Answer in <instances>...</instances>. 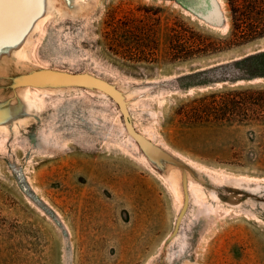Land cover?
<instances>
[{
    "label": "rangeland",
    "instance_id": "1",
    "mask_svg": "<svg viewBox=\"0 0 264 264\" xmlns=\"http://www.w3.org/2000/svg\"><path fill=\"white\" fill-rule=\"evenodd\" d=\"M42 2L0 15V264H264V36L232 40L240 12L264 29V0ZM45 68L114 89L193 170L143 154L107 91Z\"/></svg>",
    "mask_w": 264,
    "mask_h": 264
},
{
    "label": "bare ground",
    "instance_id": "2",
    "mask_svg": "<svg viewBox=\"0 0 264 264\" xmlns=\"http://www.w3.org/2000/svg\"><path fill=\"white\" fill-rule=\"evenodd\" d=\"M41 3H43L42 0H8V2L3 5L2 14H0L2 16V18H4V19H2V21L4 22V20H6V21H11L12 22V18H14L16 16H21V15L24 14V12H23L24 9H29L30 10L29 12L32 13V15L34 16V15H36V14L39 13V6L41 5ZM53 3H54V1H53ZM40 22H41V20L39 22H37V24H36V26H35L34 29H37V27H38V25H39ZM228 26H229V24H227V27ZM15 41H17V40L15 39ZM17 42H18V49L16 51V54L18 55V57L22 58V55L24 54L25 49L28 48L29 45H31L30 44L31 41L24 40L22 42H19V41H17ZM8 72L10 73V71H8ZM5 73H7V72H5ZM67 79H71L73 81H80V82L88 83V84L94 85L96 87H99V88H101V89H103L105 91H108L117 100H119L123 104V106L127 109V107H126L125 103L123 102L121 96L114 89H112L111 87H109L108 85H106V84H104L102 82H99L97 80H93V79H90V78H85V77H82V76H78L76 78L67 77ZM5 90H7V89H5ZM24 95H25L24 98L28 102L27 103L28 104V107L29 108L35 107L36 106L35 105V101H33L32 99H30L27 93H25ZM21 119H23V118H21ZM49 146H50V144L48 143V141L46 139H43L40 142V147L42 149H44V150L45 149H48ZM192 190H194V189H192ZM197 192L199 194L198 195L199 196V199H198L197 202H199V204H200V213L209 214L210 216L212 214H215V215H216V213L218 214V211L219 210L216 211L215 209H213V208H218V207H213L212 208L210 205H208V202L206 200L205 194H203L199 189H196V193ZM195 196H197V194ZM221 206L219 207V209L222 210L223 208H221ZM219 213L221 214V212H219ZM213 217H215V216H213Z\"/></svg>",
    "mask_w": 264,
    "mask_h": 264
},
{
    "label": "water",
    "instance_id": "3",
    "mask_svg": "<svg viewBox=\"0 0 264 264\" xmlns=\"http://www.w3.org/2000/svg\"><path fill=\"white\" fill-rule=\"evenodd\" d=\"M40 70L58 71V72L64 71V70H55V69H47V68L40 69ZM64 72H65V74H67L73 78H76V77L80 76L81 74H83V73H73V72H69V71H64ZM79 88L86 89L83 86H80ZM106 93L108 94V97L118 106L127 134L130 135L135 140V142L137 143V145L139 146V148L143 154H144V148L145 147H153V148H156V149L163 151L166 155H168L173 160H175L178 163H180V164L190 168L191 170H193L190 167V165L188 163H186L184 160L178 158L177 156L173 155L169 151L165 150L161 146L154 143L153 141L149 140L143 134H140L134 126V120H133V117L131 116L129 110H127L123 106V104L119 100H117L110 92L107 91ZM197 182L200 183L201 185L209 187V184H207V182L203 179H199ZM211 188H213V187H211ZM182 189H183L184 202H183L182 208L179 212V215L176 218L174 229H173L171 235L166 239V241L163 245L162 253L159 257L160 262H163L164 259L167 257L168 248H169L170 244L177 238L179 231L181 230V225L183 223V220H184L185 216L187 215V212L189 209L190 200H191L190 194H189V185H187V184L184 185Z\"/></svg>",
    "mask_w": 264,
    "mask_h": 264
},
{
    "label": "trees",
    "instance_id": "4",
    "mask_svg": "<svg viewBox=\"0 0 264 264\" xmlns=\"http://www.w3.org/2000/svg\"><path fill=\"white\" fill-rule=\"evenodd\" d=\"M233 10V7L231 8ZM236 9V7H235ZM234 11V10H233ZM237 10H235L236 12ZM238 11H240L238 9ZM241 15H239V17H232V24H233V41L234 43L238 44L239 42H249L251 40H255L257 38H260V37H263L264 36V29H262V31H254V32H251V33H248L246 31L243 30L242 26H243V23L245 22V16L242 12H240ZM232 41V42H233ZM238 42V43H237ZM174 54L173 56H177V57H180L182 59H186L190 56V53L188 52H192V51H188V49H184L183 51H180L179 49L177 48H172ZM180 52V53H179ZM181 54V56L178 55ZM264 92V91H263Z\"/></svg>",
    "mask_w": 264,
    "mask_h": 264
},
{
    "label": "snow or ice",
    "instance_id": "5",
    "mask_svg": "<svg viewBox=\"0 0 264 264\" xmlns=\"http://www.w3.org/2000/svg\"><path fill=\"white\" fill-rule=\"evenodd\" d=\"M8 0H0V14H2V8L5 3H7Z\"/></svg>",
    "mask_w": 264,
    "mask_h": 264
}]
</instances>
